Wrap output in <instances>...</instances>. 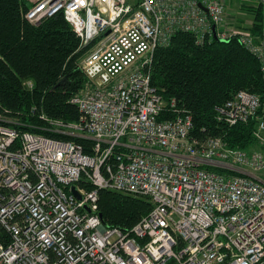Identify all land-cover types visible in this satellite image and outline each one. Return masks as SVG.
I'll list each match as a JSON object with an SVG mask.
<instances>
[{
    "label": "built area",
    "instance_id": "built-area-1",
    "mask_svg": "<svg viewBox=\"0 0 264 264\" xmlns=\"http://www.w3.org/2000/svg\"><path fill=\"white\" fill-rule=\"evenodd\" d=\"M28 1L31 24L63 14L92 44L80 63L88 82L71 100L79 122L39 116L46 131L92 145L0 116V264H264V97L240 91L218 109L229 128L257 121V149L244 151L193 138L191 113L152 86L155 52L178 31L198 44L238 38L264 82V0H243L261 9L259 36L253 22L233 30L229 0ZM101 190L154 206L123 232L105 225Z\"/></svg>",
    "mask_w": 264,
    "mask_h": 264
},
{
    "label": "trees",
    "instance_id": "trees-1",
    "mask_svg": "<svg viewBox=\"0 0 264 264\" xmlns=\"http://www.w3.org/2000/svg\"><path fill=\"white\" fill-rule=\"evenodd\" d=\"M29 8L28 0H0V116L18 121L23 125L13 126L18 130L73 141L89 153L91 140L46 131L49 124L39 116L44 114L66 124L79 122V109L71 100L88 82L80 63L92 44L82 47L63 14L38 26L31 24L26 19ZM248 11L254 22L252 33L259 36L261 9L251 7ZM152 86L166 101L174 99L178 107L191 113L193 138L203 141L222 137L231 148L257 149L255 119L231 128L217 119L218 109L240 91L264 97L261 63L238 38L198 44L195 34L176 32L169 46L155 52ZM153 206L145 197L111 190L99 192L105 225L123 232H130Z\"/></svg>",
    "mask_w": 264,
    "mask_h": 264
},
{
    "label": "rangeland",
    "instance_id": "rangeland-1",
    "mask_svg": "<svg viewBox=\"0 0 264 264\" xmlns=\"http://www.w3.org/2000/svg\"><path fill=\"white\" fill-rule=\"evenodd\" d=\"M243 6L246 10L242 9ZM251 7L252 9L257 8V6H254L249 1L229 0L227 16L229 23L234 27L233 30H246L247 23L253 22L252 14L248 11ZM253 26L254 25L252 24V27Z\"/></svg>",
    "mask_w": 264,
    "mask_h": 264
},
{
    "label": "water",
    "instance_id": "water-1",
    "mask_svg": "<svg viewBox=\"0 0 264 264\" xmlns=\"http://www.w3.org/2000/svg\"><path fill=\"white\" fill-rule=\"evenodd\" d=\"M200 7H201L202 9H204V8L202 7V5H200ZM219 42H225V41H219ZM72 192H73V194H74L79 200L81 199L80 194L78 193V191L76 190L75 187H72Z\"/></svg>",
    "mask_w": 264,
    "mask_h": 264
}]
</instances>
